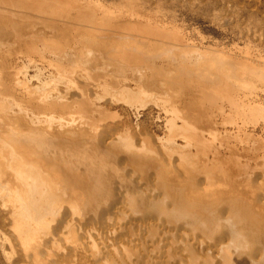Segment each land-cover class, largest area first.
Listing matches in <instances>:
<instances>
[{
    "label": "bare ground",
    "instance_id": "6f19581e",
    "mask_svg": "<svg viewBox=\"0 0 264 264\" xmlns=\"http://www.w3.org/2000/svg\"><path fill=\"white\" fill-rule=\"evenodd\" d=\"M165 2L0 0L4 264H264V49Z\"/></svg>",
    "mask_w": 264,
    "mask_h": 264
},
{
    "label": "rangeland",
    "instance_id": "374dc122",
    "mask_svg": "<svg viewBox=\"0 0 264 264\" xmlns=\"http://www.w3.org/2000/svg\"><path fill=\"white\" fill-rule=\"evenodd\" d=\"M162 1L164 2L165 0H162ZM176 1L177 0H167V2L164 3V6L168 8L167 11L165 12L166 17L168 20H172L174 23L178 24L180 27H182V28L184 27L183 30L185 32L189 33V35L192 38L197 40V38H198L197 31H200L205 36V43L211 42V41H213V42L216 41L220 45H222V46L225 45L228 48H230L235 43H237L239 46H242L244 41L246 39L247 40L249 39L250 41H253L254 44L258 43L257 45L260 48L262 47V49H264V31L253 33L252 29H250L248 31L246 30L247 24L250 21H252V20L255 21V20H259V19L264 21V19H263L264 18V11H262V10H264V3L261 4L262 2H264V0H247L248 3L243 2L246 0H238V2H240L239 9L234 7L232 3H229L227 8H226V11H224L225 13L222 12L224 19L226 20V22H228L227 23V27H228L227 31L228 32L226 31L224 33L221 31L220 28L211 24L208 20H204L200 15L197 16V15L191 13L188 9H186V7H183L181 5L180 0H178L177 2ZM252 1H253V4H252ZM247 4L249 7L247 6ZM250 5H251V7H250ZM250 8H252V9H250ZM241 29L243 30V33H242V36L240 37L238 34V30H241ZM193 32H194V34H193ZM0 264H4V260H3V257L1 255H0Z\"/></svg>",
    "mask_w": 264,
    "mask_h": 264
}]
</instances>
